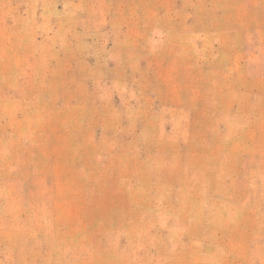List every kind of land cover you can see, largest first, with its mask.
<instances>
[{
    "label": "rangeland",
    "instance_id": "rangeland-1",
    "mask_svg": "<svg viewBox=\"0 0 264 264\" xmlns=\"http://www.w3.org/2000/svg\"><path fill=\"white\" fill-rule=\"evenodd\" d=\"M0 264H264V0H0Z\"/></svg>",
    "mask_w": 264,
    "mask_h": 264
}]
</instances>
